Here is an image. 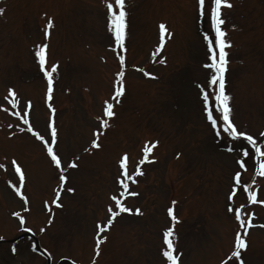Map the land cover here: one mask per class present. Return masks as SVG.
Masks as SVG:
<instances>
[{
    "label": "rangeland",
    "instance_id": "rangeland-1",
    "mask_svg": "<svg viewBox=\"0 0 264 264\" xmlns=\"http://www.w3.org/2000/svg\"><path fill=\"white\" fill-rule=\"evenodd\" d=\"M128 3L126 92L115 105L110 127L99 137L101 147L95 149L91 141L99 127L97 117L103 116L104 101L110 98L114 74L120 70L109 47L113 37L107 29L105 0H0L4 9L0 14V105L10 107L4 98L8 88H14L21 110L25 101H31L33 127L46 138L47 81L34 58V45L45 42L47 18L54 20L46 42L49 66L59 62L53 92L56 149L68 176L57 207L51 202L60 183L59 172L45 147L31 134L18 132L15 125H24L0 109V163L5 165L0 169V264H46L43 256L30 250L33 240L23 235L26 231L11 215L14 211L25 216L24 227L31 228L42 249L51 253L52 264L61 259L75 264H167L161 251L162 234L170 226L179 264H237L231 252L238 224L226 210L236 154L228 153L214 137L197 87L209 76L202 39L208 23L197 20V0ZM231 3V8L223 9L232 41L227 49L226 90L232 97L234 122L256 134L264 131V0ZM161 23L171 36L153 59ZM161 55L166 63L159 62ZM140 68L155 78L145 76ZM10 132L15 134L9 136ZM153 140L159 141L151 154L155 162L143 166L144 175L130 185L138 195L125 202L133 210L140 208L142 214L121 213L105 233L107 240L97 256L96 224L107 220L110 204L115 207L109 197L119 191L118 160L127 152L132 172L145 141ZM13 158L25 172L21 191L28 197L27 212L12 187L20 186ZM72 160L78 166L67 168ZM242 182L251 183L257 199H264V177L251 161ZM68 187L75 191L68 192ZM173 200L178 217L174 224L167 214ZM234 201L254 214L255 226L248 230L247 247L241 252L244 264H264V227L255 229L258 223L264 224V207L248 206L242 191Z\"/></svg>",
    "mask_w": 264,
    "mask_h": 264
},
{
    "label": "snow or ice",
    "instance_id": "snow-or-ice-1",
    "mask_svg": "<svg viewBox=\"0 0 264 264\" xmlns=\"http://www.w3.org/2000/svg\"><path fill=\"white\" fill-rule=\"evenodd\" d=\"M207 5V7H206ZM106 7V24L107 29L111 33L113 40L110 44V49L115 53L116 59L119 63V71L114 76L113 90L109 99L104 101L103 116L97 117L99 121V127L93 132V139L91 141V147L99 149L101 144L99 143V137L104 133V130L110 127L109 120L115 117V105L120 103L121 98L125 95V70H126V37L128 30V17L130 15V5L128 0H105ZM231 0H197V20L198 22L207 21L208 30L203 32L202 39L206 42L208 63L204 65L209 70V76L204 85L198 84L200 97L202 101V111L206 120L210 123V128L214 133V137L225 145V150L228 153H235L234 163L236 167L233 169L231 175V184L229 191L226 195L228 201L226 205L227 212L233 214L235 221L238 224V230L234 234L233 250L231 257H234L237 264H244V260L241 257L242 250L246 249L247 243L245 237L248 234V230L255 225L252 223L253 213L247 211L245 204L236 205L234 198L237 196L238 191H242L247 194V203H259L264 205V199H257V192L252 189V184L248 182H242V173L247 170L248 163L251 161L255 167V171L258 175L264 176V131H260L256 134L250 133L247 129L238 126L234 122V113L231 106V95L226 90V73L228 71L229 64V49L232 46V41L228 37L226 30L227 17L223 12L225 8H231ZM4 12L3 8H0V14ZM235 27V25H233ZM54 28V20L51 17L47 18L46 24L43 28L45 42L34 45V58L38 63L40 71L47 81L46 90V103L47 108L50 110V116L48 120V135H42L39 130L33 127L32 120L30 118V112L32 110V103L30 100L25 101L23 110L20 108V99L17 91L9 87L8 95L4 98L10 105L8 108H4L0 105V109L10 112V114L16 117L24 127L20 124L15 125L18 132H27L39 140L46 149L47 155L50 157V162L55 166L59 172V185L55 189V199L52 200V204L60 207L59 197L64 190L65 183L68 180V176L65 174L67 169L62 163V158L58 154L56 149L58 141V128L55 123L56 109L53 106V92H54V80L56 74L59 71V62L52 63L49 66L48 63V43L47 39L51 35V30ZM160 30V43L153 51V59H156L160 53L166 37H170L171 33L167 31L164 23L159 25ZM160 63H166L165 58L159 56ZM135 67V66H133ZM143 72L145 76H151L155 78L153 73L146 71L143 68L138 69ZM9 128L13 125L9 124ZM15 133L10 132L9 136ZM159 141H145V145L142 148V156L136 162L135 168L132 172H129L128 162L129 155L127 152L123 153L118 160V166L120 169L119 175L116 177V183L119 186V191L110 195V200L115 205V210L110 204L107 208L109 213L105 222H97L96 224V238H95V253L98 256L100 252V245L107 240L105 233L111 228L115 219L121 213H133L142 214L140 208L132 209L126 206L125 200L129 196H137L138 193L130 190V185L138 183L137 177L143 176L144 171L142 166L146 163L155 162L156 157L151 155L153 149L158 145ZM177 156L180 154L177 153ZM78 159V157H77ZM11 165L14 168L15 173L19 178V185H12L15 192L23 200L25 208L23 211L27 212L28 197L21 191L25 182V172L20 163L15 158L12 159ZM78 165L75 160L69 161L67 168H76ZM5 168V165L0 163V169ZM254 182V181H253ZM68 192H74L75 189L68 187ZM177 201L173 200L171 206L167 208V214L171 218L173 224L178 221V217L175 214L174 208ZM46 207L48 202L45 201ZM12 216L17 217L21 228L24 231L32 232L31 228H25V216L21 215L20 211H14ZM51 218L48 224H51ZM264 227V225H261ZM41 232L45 229L41 228ZM3 240V237H0ZM162 241L164 247L162 248V255L166 258L167 264H179V254L176 251V239L174 227L170 226L163 231ZM34 251H38L37 245L33 243L31 245ZM11 251L14 253L16 248L13 246ZM44 253L51 258V253L44 250ZM73 264L75 262L73 261ZM224 264V262H222Z\"/></svg>",
    "mask_w": 264,
    "mask_h": 264
}]
</instances>
